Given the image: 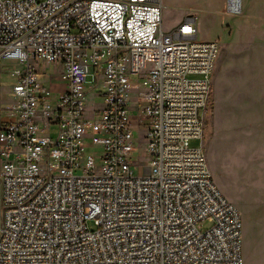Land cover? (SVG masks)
I'll return each instance as SVG.
<instances>
[{
	"label": "built area",
	"instance_id": "built-area-1",
	"mask_svg": "<svg viewBox=\"0 0 264 264\" xmlns=\"http://www.w3.org/2000/svg\"><path fill=\"white\" fill-rule=\"evenodd\" d=\"M163 11L162 0H0V75L6 64L18 79L5 113L0 86V264H243L241 215L191 147L220 48L198 41L193 17L165 32ZM91 74L104 91L89 119ZM133 111L147 162L133 158ZM87 136L103 147L99 168Z\"/></svg>",
	"mask_w": 264,
	"mask_h": 264
},
{
	"label": "rangeland",
	"instance_id": "rangeland-1",
	"mask_svg": "<svg viewBox=\"0 0 264 264\" xmlns=\"http://www.w3.org/2000/svg\"><path fill=\"white\" fill-rule=\"evenodd\" d=\"M251 1L257 3L251 14L245 15L242 11L232 15L227 11V0H162L163 29L170 32L185 19L193 17L197 20L198 41L219 45L212 75V94L206 110L201 113L203 141H192L191 147L203 148L215 184L241 215L245 264H264V235H257V230H264V44L254 42V27L250 26V40L235 34L240 22L244 24L264 17V0ZM40 66L43 74H54L53 67L46 62H41ZM97 79L91 74L87 81L89 119L102 103L99 98L104 91L101 75L99 82ZM132 82L138 85L139 79L132 78ZM17 84V77L7 72L6 64H3L0 75L3 113L13 105L11 95ZM131 94L135 101L138 91ZM132 116L136 150L133 158L135 162H147V159L143 160L147 127L138 125L139 119L143 118L139 112L133 111ZM57 134L56 127L45 132V136L53 139ZM94 139L92 136L86 138L87 154L95 157L99 168L103 164L104 151L102 146H94ZM81 163L84 165L85 160ZM134 173L138 175L136 169ZM89 227L93 229V225ZM203 227L206 229L209 224Z\"/></svg>",
	"mask_w": 264,
	"mask_h": 264
},
{
	"label": "crops",
	"instance_id": "crops-1",
	"mask_svg": "<svg viewBox=\"0 0 264 264\" xmlns=\"http://www.w3.org/2000/svg\"><path fill=\"white\" fill-rule=\"evenodd\" d=\"M242 2H243V0H241V7H242V11L245 12V15L251 14V12L254 9V5L257 4L251 0H245L244 1L245 4L243 7ZM261 19H256L255 21L249 20V21H246L244 24L240 22L241 24L239 23L237 25V31L235 34L238 35L239 37L243 36V37H246L247 40H250L251 39L250 37H252L250 34L251 30H252V29H250V26L254 27V29H253L255 32L254 37H253L254 42L264 44V17ZM245 26L247 27V29L244 28ZM262 57H263V55H262ZM260 234L264 235V230H257V235L260 236ZM243 264H245L244 259H243Z\"/></svg>",
	"mask_w": 264,
	"mask_h": 264
},
{
	"label": "bare ground",
	"instance_id": "bare-ground-1",
	"mask_svg": "<svg viewBox=\"0 0 264 264\" xmlns=\"http://www.w3.org/2000/svg\"><path fill=\"white\" fill-rule=\"evenodd\" d=\"M227 11L228 13H231L230 11H232V9H228V0H227ZM237 11H242V7H241V0H240V6H239V3H238V7H237ZM263 109V108H262ZM250 144V143H249Z\"/></svg>",
	"mask_w": 264,
	"mask_h": 264
}]
</instances>
